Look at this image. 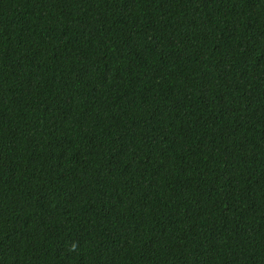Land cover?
<instances>
[{
  "label": "trees",
  "instance_id": "1",
  "mask_svg": "<svg viewBox=\"0 0 264 264\" xmlns=\"http://www.w3.org/2000/svg\"><path fill=\"white\" fill-rule=\"evenodd\" d=\"M0 264H264V0H0Z\"/></svg>",
  "mask_w": 264,
  "mask_h": 264
}]
</instances>
